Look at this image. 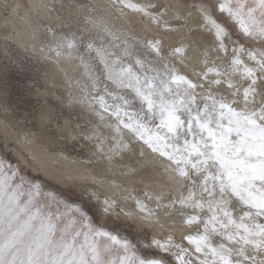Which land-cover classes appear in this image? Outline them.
<instances>
[{
    "label": "snow or ice",
    "instance_id": "6c2138e0",
    "mask_svg": "<svg viewBox=\"0 0 264 264\" xmlns=\"http://www.w3.org/2000/svg\"><path fill=\"white\" fill-rule=\"evenodd\" d=\"M98 7L109 17L113 9L138 15L160 36L180 31L163 19L170 10L171 20L182 15L153 0H38L32 6L29 19L55 41L47 51L79 59L91 81L89 106L109 132L99 125L80 130L94 145L92 154L109 164L127 156L121 174L128 177L144 172L146 156L163 166V173L140 175L149 186L142 197L134 190L123 197L133 211L118 208L115 198L101 200L94 192L89 198L105 223L111 216L138 218L164 231L178 221L192 231L180 242L171 235L130 240L119 226L98 225L0 160V264H264V0H195L190 7L214 36L208 51L228 60L226 70L210 65L206 51L204 67L192 69L195 80L166 58L162 38L117 35L97 18ZM41 11L55 19V28L43 24ZM191 16L188 11L184 19ZM184 53L183 45L171 47L167 57L183 64Z\"/></svg>",
    "mask_w": 264,
    "mask_h": 264
},
{
    "label": "rangeland",
    "instance_id": "374dc122",
    "mask_svg": "<svg viewBox=\"0 0 264 264\" xmlns=\"http://www.w3.org/2000/svg\"><path fill=\"white\" fill-rule=\"evenodd\" d=\"M107 1L80 0L84 4L96 5L106 4ZM60 2L71 5L74 0H57V3ZM153 2L178 8L183 16L190 10L197 13L190 7L195 0ZM36 3L38 0H0V160L18 169L28 181L39 184L43 192L52 193L82 208L98 225L119 226V232L130 240L150 241L153 237L165 239L171 235L180 242L192 229L185 228L178 221H169L175 226H166L164 231L138 218L125 220L121 217L117 220L111 216L105 223L96 201L89 198V193L93 192L101 200L115 198L118 208L133 211L132 202L125 203L123 197L133 190L137 198L142 197L144 189L149 186L141 182L140 175L151 176L152 170L163 173V166L159 162L147 163L146 156L144 172L128 177L121 174L125 171L127 156L120 163L109 164L92 154L94 145L83 140L80 130L99 125L104 132V128L89 109L90 104L78 95L83 83L73 58H57L49 53L45 45L55 41L29 19L30 13L35 11L32 6ZM95 14L109 17L99 7ZM41 16L43 24L56 27L54 18L50 19L42 11ZM221 22L227 23L232 29V39L236 40L238 32L232 22L226 18ZM211 61L219 68H228L226 60L223 62L218 56ZM109 120L106 122L111 123ZM69 125L75 131H66ZM105 131L108 136V130ZM157 165L161 166L158 168ZM150 187L153 191L159 190V185L152 184ZM175 187L178 188V184ZM144 251L151 255L155 250Z\"/></svg>",
    "mask_w": 264,
    "mask_h": 264
},
{
    "label": "bare ground",
    "instance_id": "6f19581e",
    "mask_svg": "<svg viewBox=\"0 0 264 264\" xmlns=\"http://www.w3.org/2000/svg\"><path fill=\"white\" fill-rule=\"evenodd\" d=\"M139 1L140 3L147 2L145 0H139ZM95 15L101 22H106L108 26L117 33V35H120L121 33H128L130 36L136 37L138 41L142 40L147 35L162 38L164 41L162 51L165 52L166 58H168L170 62L176 66V68L181 72V74L187 75L190 79L195 80V77L192 75V69H195L197 72H199L204 67L202 61L205 59L204 54L206 51L208 52L207 59L209 61V64L218 67V65L214 64L211 61L212 59L217 57V54L215 52L208 51V49L215 43L214 36L212 35L211 32L206 31L201 27L202 20L199 17V14L197 13L192 12V16L187 19L189 22L185 21L183 15H181V19L179 21H174L170 19V15H171V10H170L169 15H166L163 19L168 21L173 27L179 28L180 31L178 33L164 34L162 36H160L157 32H155L153 28L150 27L145 20H143L141 17L139 18L137 15L132 13H127L125 16H121L116 10L113 9L111 10V17L104 18L98 16V14ZM189 29H191V31ZM226 44L229 46V49H231V43L228 42ZM181 45H183L185 48L183 64H181L180 61L172 59L171 57H167V50L169 48L178 47ZM218 57H220L223 60V62L226 60L225 62L228 64V60L223 58L221 54ZM73 60L76 63L77 67L79 68L80 79L82 80L83 83V85L80 86L78 95L81 97L83 101L88 102L89 104L94 103L92 96L88 94V89L91 86V81L88 79V76L85 74L84 68L80 65L79 59L73 58ZM93 71L97 76L103 75V69L99 65H96ZM104 82L110 83L108 81H104ZM220 90L223 91L224 86H221ZM104 132H106L105 129ZM159 166L157 165L158 168Z\"/></svg>",
    "mask_w": 264,
    "mask_h": 264
}]
</instances>
